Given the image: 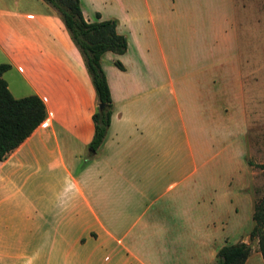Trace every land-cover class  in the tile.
<instances>
[{
    "label": "crops",
    "instance_id": "crops-1",
    "mask_svg": "<svg viewBox=\"0 0 264 264\" xmlns=\"http://www.w3.org/2000/svg\"><path fill=\"white\" fill-rule=\"evenodd\" d=\"M234 1L79 0L126 38L100 56L112 109L91 150L95 92L61 18L0 0L1 75L46 111L0 159V264H217L245 147ZM251 248L243 264H264Z\"/></svg>",
    "mask_w": 264,
    "mask_h": 264
},
{
    "label": "trees",
    "instance_id": "trees-1",
    "mask_svg": "<svg viewBox=\"0 0 264 264\" xmlns=\"http://www.w3.org/2000/svg\"><path fill=\"white\" fill-rule=\"evenodd\" d=\"M44 1L49 3L61 18L81 54L91 80L96 106L91 114L93 133L88 146L94 150L105 135L112 109L100 56L107 50L122 53L126 48V38L116 31L114 18L86 20L81 13L79 0ZM114 63L122 68L119 60H114ZM7 67V63H0V159L17 146L46 115L44 103L38 95L30 93L20 97L12 96L1 75ZM251 218L253 223L248 232V239L255 238L257 250L264 261V192L252 201ZM250 249V242L242 240L224 243L215 252L217 264H243Z\"/></svg>",
    "mask_w": 264,
    "mask_h": 264
},
{
    "label": "rangeland",
    "instance_id": "rangeland-1",
    "mask_svg": "<svg viewBox=\"0 0 264 264\" xmlns=\"http://www.w3.org/2000/svg\"><path fill=\"white\" fill-rule=\"evenodd\" d=\"M234 2L238 8L237 42L244 79L246 122L243 137L238 136V143L244 141V156H236L235 143L227 183L230 203L225 213V229L229 242L248 238L253 223L252 201L264 192V0ZM248 242L250 246L256 244L255 238Z\"/></svg>",
    "mask_w": 264,
    "mask_h": 264
},
{
    "label": "water",
    "instance_id": "water-1",
    "mask_svg": "<svg viewBox=\"0 0 264 264\" xmlns=\"http://www.w3.org/2000/svg\"><path fill=\"white\" fill-rule=\"evenodd\" d=\"M97 105H98V106H101V104H100V103H97Z\"/></svg>",
    "mask_w": 264,
    "mask_h": 264
}]
</instances>
